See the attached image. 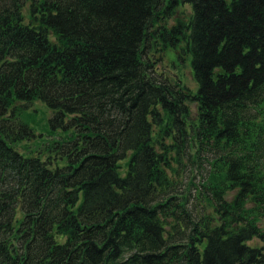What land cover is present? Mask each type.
I'll return each mask as SVG.
<instances>
[{"label":"trees","instance_id":"trees-1","mask_svg":"<svg viewBox=\"0 0 264 264\" xmlns=\"http://www.w3.org/2000/svg\"><path fill=\"white\" fill-rule=\"evenodd\" d=\"M263 220L264 0H0V264H264Z\"/></svg>","mask_w":264,"mask_h":264},{"label":"rangeland","instance_id":"rangeland-1","mask_svg":"<svg viewBox=\"0 0 264 264\" xmlns=\"http://www.w3.org/2000/svg\"><path fill=\"white\" fill-rule=\"evenodd\" d=\"M27 11V7L25 8ZM192 12V7L189 4L183 5L177 9L176 15L169 20L168 24H174L176 18L181 17L183 19L189 17ZM186 44L181 42L176 48L170 47L167 51H155L151 50V56H153L156 62V68L158 72L166 75L170 79L176 80L180 79L182 83L188 86L193 92L198 90V82L195 80L192 68V55L187 52ZM163 55L160 59V56ZM193 110V116L196 114V106L191 105ZM52 116V111L41 101H35L30 105L28 109H25L21 114L20 118L27 122L36 132V137L32 140L24 141L17 145L18 149L24 154H30V152H37L39 148H45L46 142H49L50 138H58L60 135H64L63 131L50 130V118ZM48 135H51L48 137ZM46 141V142H45ZM45 142V143H44ZM190 171L185 172L186 179L188 178ZM192 174V173H191ZM201 176L197 178V182L200 180ZM264 224V220H263Z\"/></svg>","mask_w":264,"mask_h":264}]
</instances>
